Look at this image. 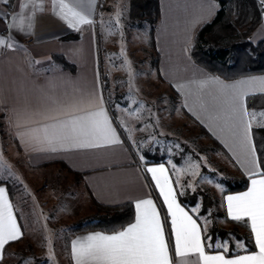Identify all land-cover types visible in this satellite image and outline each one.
I'll use <instances>...</instances> for the list:
<instances>
[{
	"label": "snow or ice",
	"instance_id": "1",
	"mask_svg": "<svg viewBox=\"0 0 264 264\" xmlns=\"http://www.w3.org/2000/svg\"><path fill=\"white\" fill-rule=\"evenodd\" d=\"M2 2L6 7H11L12 0ZM51 6L53 14H58L67 27L74 31L79 32L82 25L94 23L91 16L95 0L87 2L74 0V3L52 0ZM43 10V3L37 0L19 3L15 14L0 13V23H5V29L9 31L7 21H16V31L31 34L35 14ZM202 19V16L194 18L191 26L194 27ZM25 20L28 22L29 31H25ZM116 23L119 24V13ZM3 44L5 41L0 39V45ZM6 46L12 48L13 44L7 43ZM127 63L125 61V64ZM191 84L201 93L215 90L219 94V97L214 99H220L225 113L233 159L240 164L250 179L247 191L225 196L222 206L226 208L228 218L235 222H243L249 229L255 250L249 252L244 241L236 240L232 255H229V240L213 243L205 227L210 221L205 218L204 224L198 223V209L192 210L197 213V217L194 218L177 201V188L174 187V183L180 188L189 187L195 190L192 183L181 185L178 177L174 182L169 176V169L160 165L147 167L146 172L151 174V180L163 199L165 209L163 214L150 195L135 200L134 221L126 227L111 234L96 232L71 241V259L74 264H264V161L257 155L252 131L254 124L257 127H264V111L249 109L247 106V97L257 93L264 94V77H251L230 84L216 77H208L192 80ZM47 102V107L27 106L17 113L30 123L53 121L36 128H27L25 125L15 123V127L25 129L18 132L22 144L35 141L38 145L37 150L54 153L99 149L122 143L108 111L104 108L101 92L88 93L70 104H61L52 96L47 97ZM61 116L67 118L62 119ZM258 116L261 117L260 120H257ZM141 161L143 162V157ZM201 166L199 163L190 162V174L194 177L199 175ZM203 166L207 167V164ZM171 167L176 170L174 175L180 171L175 164ZM208 215L211 216L212 213L209 212ZM22 237V227L18 224L9 192L5 187H0V264L5 258L6 247L21 240ZM51 251L49 241V252ZM20 259L22 264H35L34 258Z\"/></svg>",
	"mask_w": 264,
	"mask_h": 264
},
{
	"label": "crops",
	"instance_id": "2",
	"mask_svg": "<svg viewBox=\"0 0 264 264\" xmlns=\"http://www.w3.org/2000/svg\"><path fill=\"white\" fill-rule=\"evenodd\" d=\"M24 2H29V0H12L9 8L0 0V13L15 14L19 3ZM37 2L43 3L44 10L36 12L34 26L30 30L31 34H21L16 31V21H7L9 31H6L5 23H0V39L5 41V44L0 45V109L8 118L20 155L26 165L34 169L44 164L59 165L53 162H64L73 171L83 174L80 181L82 187L87 194L91 193L101 204L119 205L128 202L134 204L135 200L150 195L163 214L165 210L163 199L151 180V174L146 172V168L164 165L169 169V176L175 182L170 166L165 159L161 162H150L144 153L146 151H143L142 162L116 122L108 104L98 46L96 16L100 0H95L92 11L91 18L94 23L82 25L79 32L69 29L58 14H53L52 0H37ZM66 2L74 3V0H66ZM159 2L160 20L155 31V47L159 55L156 75L177 96L184 114L200 123L228 153L229 157L219 152L229 163L230 168L237 170L238 176L245 175L240 164L233 159V148L225 113L220 99H214V97H219V94L215 90L211 92L206 90L201 93L195 85L191 84L192 80L216 77L193 61L190 48L199 27L215 17L218 3L215 0H159ZM198 16H202L203 19L192 27V20ZM24 28L25 31H29L27 20H25ZM261 29L264 28L260 26L256 30L253 36L254 41L264 38L260 34ZM189 36L190 39H188ZM7 43H12L13 47L8 48ZM56 56L62 58L64 62L56 60ZM97 74H99V88H97ZM251 77H264V74L245 76L233 81L216 78L230 84ZM94 91H99L103 95L104 108L108 111L113 127L116 128L122 141L120 145L53 153L37 150L38 145L35 141L22 144L21 139L18 138V132L25 129L15 127V123L25 125L27 128H36L42 127L43 123L53 121L47 120L41 124L26 122L22 116L17 115L20 110L27 106L47 107L48 96L57 98L61 104H70ZM257 111H264V109ZM61 118L66 119L67 117L61 116ZM0 187H5L9 192L5 181H0ZM174 187L178 189L175 183ZM245 191L223 195L221 207L226 210L222 206L225 196L238 195ZM9 199L13 203L14 213L24 236V223L10 192ZM177 201L180 203L178 195ZM189 214L192 215L190 212ZM96 232L102 231L80 232L72 240ZM19 241L9 244L6 252L11 245ZM69 258L71 264H74L71 259V243Z\"/></svg>",
	"mask_w": 264,
	"mask_h": 264
},
{
	"label": "rangeland",
	"instance_id": "3",
	"mask_svg": "<svg viewBox=\"0 0 264 264\" xmlns=\"http://www.w3.org/2000/svg\"><path fill=\"white\" fill-rule=\"evenodd\" d=\"M117 13L119 24L116 23ZM96 17L108 104L137 156L141 158L143 151H149L152 157L164 158L175 181L178 177L181 185L191 182L195 190H208L219 200V209L222 210L223 180L238 176L237 170L230 168L221 153L215 152L197 124L184 114L174 92L157 77L148 34L131 21L129 0H100ZM260 26L264 28V24ZM256 30L252 33V40ZM261 30L260 34L264 36V29ZM260 119L258 116L257 120ZM190 162L202 165L199 175L190 174ZM172 164L180 170L175 175ZM0 181H9L14 186V203L24 223L23 238L8 248L2 264H22L20 258H34L35 264H49V261L51 264H69L62 235L67 228L95 213L87 191L60 165L39 169L28 167L1 109ZM178 189L181 192L194 191L189 187ZM194 208L199 212L201 206ZM205 218L210 221L205 225L208 230L211 220L201 216L203 224ZM218 224L233 229L222 219ZM231 238L235 246L236 239ZM224 241L218 239L217 243ZM229 247L230 250L234 248L231 244Z\"/></svg>",
	"mask_w": 264,
	"mask_h": 264
},
{
	"label": "trees",
	"instance_id": "4",
	"mask_svg": "<svg viewBox=\"0 0 264 264\" xmlns=\"http://www.w3.org/2000/svg\"><path fill=\"white\" fill-rule=\"evenodd\" d=\"M215 1L218 3V11L215 17L211 21L202 24L194 37L190 48V55L193 61L212 75L226 81H233L250 75L264 74V38L254 41L251 37L256 28L264 24V0ZM129 17L136 28L147 32L148 43L153 53L152 62L158 73L159 55L155 47V31L160 20L159 0H129ZM98 39L101 54L100 38ZM55 59L64 62L59 56H56ZM100 67H102L101 56ZM247 106L256 110L264 109V94L247 97ZM194 122L199 127L201 134L210 140L215 152H221L229 157L220 143L200 123ZM252 131L254 144L257 147V155L264 161V127L254 126ZM144 153H146L150 162H161L164 160V158L152 157L149 151ZM53 163H58L63 169L72 173L81 181L83 174L73 171L64 162ZM47 165L49 164L36 168L39 169ZM249 182L250 179L245 175L224 179L225 188L222 191V196L227 193L245 191L249 186ZM5 183L8 186L10 195L13 197L14 186L9 181H5ZM180 192L177 189L180 203L195 218L197 213L192 210L198 205L201 206L198 212L199 223L203 224L201 216H207L211 220V226L207 230V234L212 238L213 243H217L218 239H228L232 248L234 245L231 242V236H234L236 240L245 242L249 252L255 250L249 229L244 226L243 222H235L228 218L226 210L224 208L222 210L219 209V200L208 190L196 189L190 191L188 189L182 195ZM88 197L95 213L89 219L70 226L62 235L69 264H71L69 258L70 243L76 234L87 231L113 233L134 221L135 209L133 203L104 205L99 203L91 193L88 194ZM209 212L212 213L211 216L208 215ZM219 219H222L226 224L232 225L233 229H225L219 226ZM229 255H232V250H230Z\"/></svg>",
	"mask_w": 264,
	"mask_h": 264
}]
</instances>
